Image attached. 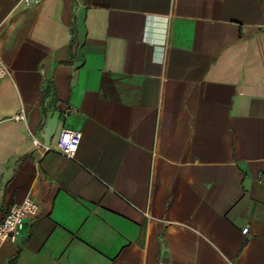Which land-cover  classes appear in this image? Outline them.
<instances>
[{"label": "crops", "instance_id": "0c3cea01", "mask_svg": "<svg viewBox=\"0 0 264 264\" xmlns=\"http://www.w3.org/2000/svg\"><path fill=\"white\" fill-rule=\"evenodd\" d=\"M0 57V264H264V0H0Z\"/></svg>", "mask_w": 264, "mask_h": 264}, {"label": "built area", "instance_id": "2783aa9c", "mask_svg": "<svg viewBox=\"0 0 264 264\" xmlns=\"http://www.w3.org/2000/svg\"><path fill=\"white\" fill-rule=\"evenodd\" d=\"M29 2H39L41 0H25ZM10 75V70L0 57V82ZM16 119L24 121L25 111L21 109ZM81 141V133L70 129H63L55 145L56 150L67 158H74L78 152ZM35 147H42L46 151L51 148L41 144L38 140H34ZM40 204L38 201L27 198L21 203L13 205L3 221L0 222V242L12 241L16 242L21 233L24 231L28 221H35L39 218ZM247 232V229L244 233Z\"/></svg>", "mask_w": 264, "mask_h": 264}]
</instances>
